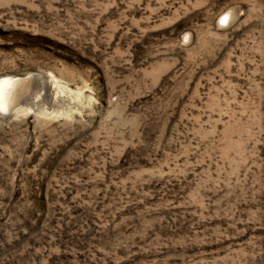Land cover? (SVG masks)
Segmentation results:
<instances>
[{"label": "rangeland", "instance_id": "374dc122", "mask_svg": "<svg viewBox=\"0 0 264 264\" xmlns=\"http://www.w3.org/2000/svg\"><path fill=\"white\" fill-rule=\"evenodd\" d=\"M0 264H264V0H0Z\"/></svg>", "mask_w": 264, "mask_h": 264}, {"label": "bare ground", "instance_id": "6f19581e", "mask_svg": "<svg viewBox=\"0 0 264 264\" xmlns=\"http://www.w3.org/2000/svg\"><path fill=\"white\" fill-rule=\"evenodd\" d=\"M30 75H26L28 78ZM20 77L3 76L0 77V111L9 110V99L15 94L16 87L20 86ZM22 86V85H21Z\"/></svg>", "mask_w": 264, "mask_h": 264}, {"label": "water", "instance_id": "95a60500", "mask_svg": "<svg viewBox=\"0 0 264 264\" xmlns=\"http://www.w3.org/2000/svg\"><path fill=\"white\" fill-rule=\"evenodd\" d=\"M25 76H26V75H25ZM25 76H19V77H20V79H19V80H20V81H19L20 83H19V84L22 85L23 83H25V82H27L28 80H30V78H25Z\"/></svg>", "mask_w": 264, "mask_h": 264}]
</instances>
